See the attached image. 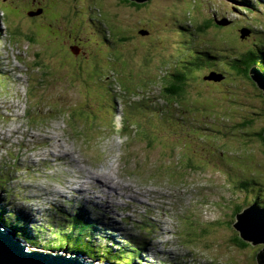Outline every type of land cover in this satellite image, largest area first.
<instances>
[{"label":"rangeland","instance_id":"374dc122","mask_svg":"<svg viewBox=\"0 0 264 264\" xmlns=\"http://www.w3.org/2000/svg\"><path fill=\"white\" fill-rule=\"evenodd\" d=\"M126 1L37 0L61 22L33 40L45 15L16 33L0 11V224L43 242L79 208L139 264H257L233 225L264 208V93L225 61L264 47V2ZM214 17L232 25L199 31Z\"/></svg>","mask_w":264,"mask_h":264},{"label":"trees","instance_id":"16d2710c","mask_svg":"<svg viewBox=\"0 0 264 264\" xmlns=\"http://www.w3.org/2000/svg\"><path fill=\"white\" fill-rule=\"evenodd\" d=\"M120 1H123V3L124 2L128 3L126 0H120ZM241 1L243 2V4L246 5V8L253 9L254 7L253 0H241ZM132 5L136 8L143 7V5H139L137 3H134ZM3 8H0V11H4L6 13V18H7L6 24L8 23V26H9L11 24L9 20L10 18L9 15L11 11L7 7H6L7 10H4ZM32 16H36V15H32ZM215 21H216L215 19L205 21L204 24L198 28L199 31H204L208 29L209 27L213 25V23H215ZM33 27L34 25L32 26V28ZM0 29H1L0 31H2L1 27ZM10 31L16 32L15 27L11 28L10 26ZM28 38L29 40L30 39L33 40V38H36V34L31 32ZM259 49H260L259 52L249 49L248 51L242 52L240 54L238 52V55H233L230 57L228 56V59H226L225 61L226 68L232 71H235V72L237 71L242 76L246 78H250L253 81V79L249 75V71L252 66L259 65L261 69L264 71V50H263L264 47L259 48ZM37 63L39 62H35L33 64L35 65ZM222 65L223 67H225V64H222ZM176 74L173 75L174 79L171 82L168 81L169 80L168 78H167L168 80L166 78L163 79V81L167 82V85H168V88L166 89V91L169 93V95L167 98H171L172 102H173V98H175L176 95L184 94L185 88L187 87L186 85L187 82H186L185 76L183 77V73L177 74V75ZM216 131L218 133L224 132V131L221 132L218 129H216ZM260 138L264 141L263 132L260 133ZM197 166L198 168H201L199 165ZM3 183L4 182H0V184H3ZM6 200L8 201L10 199L7 198ZM76 210L78 211L76 212ZM76 210L74 213H72L73 215H69L70 214L69 212H65L68 215H63L64 218H62L59 221H56L57 222L56 228L52 227L53 231L50 232L51 238L49 240L42 242L39 239V237H33L32 235H30L31 233L28 232L24 228L23 229L20 228L18 231L22 233H18V234L22 236L23 238L27 239L28 241H30L31 243L35 245H40L42 248L44 249L46 248L47 250L48 249L50 250H53V249L54 250H59V249L76 250L80 252H85L92 259L107 261L113 264H139L136 262V257L130 258L132 253L131 254L126 253V249H134V247L131 245L125 244L124 241H117L116 238H112L110 241L113 244V248L111 249L110 248L106 249L105 246L101 244L99 245L96 241L97 237L100 239L102 238L103 240H106L104 238H108L107 236H104L100 232L99 220H92V218L89 217V213L85 209L77 208ZM95 211L99 212V210H95ZM238 213L239 211L235 212L234 216H236V214ZM4 217L5 215L2 212H0V219L4 220L6 224H9V221ZM16 225H19V224H16ZM237 233L239 232L237 231ZM234 242L241 249L248 247L249 244H251V243L244 241L240 236H237V235L234 238ZM136 251L137 250H135L133 253H136ZM260 251L261 249L258 250L257 252H260ZM257 252L255 253V258H256ZM142 253L140 254L142 255ZM256 262H257V259H256ZM198 264H202V263L199 262ZM203 264H207V263L204 262Z\"/></svg>","mask_w":264,"mask_h":264},{"label":"water","instance_id":"95a60500","mask_svg":"<svg viewBox=\"0 0 264 264\" xmlns=\"http://www.w3.org/2000/svg\"><path fill=\"white\" fill-rule=\"evenodd\" d=\"M134 3H148L149 0H132ZM237 3V0H230ZM215 25L218 27L232 25L229 18L218 19L214 17ZM242 38L252 34L249 28L240 30ZM249 75L255 82L256 86L264 93V71L259 65L253 66ZM219 75L213 71L208 79ZM237 222L233 225L244 241L253 245H263V250L257 255L259 264H264V208L258 203L245 208L244 211L236 216ZM100 261L102 263H100ZM0 264H112L107 261L96 260L83 252L69 251L66 249L50 250L43 249L33 245L17 236L11 228L0 224Z\"/></svg>","mask_w":264,"mask_h":264},{"label":"flooded vegetation","instance_id":"af4514ba","mask_svg":"<svg viewBox=\"0 0 264 264\" xmlns=\"http://www.w3.org/2000/svg\"><path fill=\"white\" fill-rule=\"evenodd\" d=\"M241 4L244 5L242 1H241ZM2 7H7L11 11L10 15H9L10 23L12 26L17 28L19 31H20L21 25L14 24L12 22V20L16 19L18 22H21V19L27 18V19H30L31 21H35V22L40 21L41 22L43 16L45 15L46 23L41 22L40 24H37V25L32 24L35 26V28L31 29L32 33H34V34H36V31L42 29L44 27V24L45 25L46 24L53 25V23L57 24L58 22H61V18H57L58 16L55 14H51V16L47 18V15L45 13L46 6H43L42 3H40V2H39V4H37V0H32V1L24 0L22 2H17V0H0V8H2ZM30 12H32L31 13L32 15H36V16L30 17V14H29ZM232 22H233V20H232ZM34 29H36V30H34ZM71 42H72V45L74 46V48L76 49L77 54L79 51H81V53L86 55V52L84 51L85 48L83 47L82 43L78 41V39L76 37H72ZM77 57H78V59H75V60H83L80 55H78ZM66 61L68 62L69 58H67ZM179 74H181V73H179Z\"/></svg>","mask_w":264,"mask_h":264},{"label":"clouds","instance_id":"9594fccd","mask_svg":"<svg viewBox=\"0 0 264 264\" xmlns=\"http://www.w3.org/2000/svg\"><path fill=\"white\" fill-rule=\"evenodd\" d=\"M248 180H249L250 183L247 184V185H250V184L254 183V182H252L250 179H248ZM249 191H250V190H249ZM255 203H258V202H252L251 204H249L248 207H250L251 205H253V204H255ZM258 204L261 206L260 203H258ZM248 207H246V208H248ZM261 207H262V206H261ZM243 211H244V210H243ZM243 211H242V212H243ZM240 213H241V212H240ZM262 246H263V245H262ZM262 248H263V247H262ZM262 248H261V249H262ZM258 253H259V252H257V254H256V259H257V255H258ZM257 264H259L258 261H257Z\"/></svg>","mask_w":264,"mask_h":264},{"label":"bare ground","instance_id":"6f19581e","mask_svg":"<svg viewBox=\"0 0 264 264\" xmlns=\"http://www.w3.org/2000/svg\"><path fill=\"white\" fill-rule=\"evenodd\" d=\"M98 177H99V176H98ZM98 186H99V185H98ZM104 187H107V185H104ZM109 187H111V186H109ZM118 189H120V188H118ZM120 190H121V189H120ZM120 190H119V191H120ZM86 191H87V189H86ZM100 191H101V190H100ZM119 191H118V192H119ZM118 192H117V193H118ZM108 194H109V191H108V192H105L106 197L109 196ZM5 227H7V226H5ZM7 228H8V227H7ZM236 230H237V229H236ZM237 231H238V230H237ZM238 232H240V231H238ZM246 242H247V241H246ZM248 243H249V242H248ZM53 250H54V249H53ZM262 250H263V249H262ZM262 250H261V251H262Z\"/></svg>","mask_w":264,"mask_h":264}]
</instances>
